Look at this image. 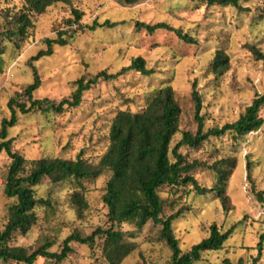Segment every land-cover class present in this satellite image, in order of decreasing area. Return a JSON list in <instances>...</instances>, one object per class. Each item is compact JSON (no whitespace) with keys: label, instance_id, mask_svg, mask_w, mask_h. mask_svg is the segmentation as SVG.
Returning <instances> with one entry per match:
<instances>
[{"label":"rangeland","instance_id":"1","mask_svg":"<svg viewBox=\"0 0 264 264\" xmlns=\"http://www.w3.org/2000/svg\"><path fill=\"white\" fill-rule=\"evenodd\" d=\"M122 0H73L70 4L55 3L39 15H33V27L19 50L6 43L0 56V123L10 116L7 101L32 83L28 60L35 55L45 38H54L61 30H71L73 9L81 12L80 23L116 22L108 27H96L77 32L65 46H54L52 55L33 64L40 77V87L34 98L59 101L75 89L74 81L88 78L102 70L115 73L138 56L154 73L149 76L129 71L111 81H101L83 93L76 108L62 113H17V123L9 128L12 148L27 160L39 158L75 159L97 164L109 145V130L113 117L120 110L142 111L157 89L170 85L181 115L179 132L173 137L172 148L183 131L195 133L194 103L191 98L195 82L204 118V130L234 122L252 99L264 91V66L256 60L246 44L255 45L264 54V0H239L245 10L220 5H208L202 0H139L125 5ZM21 0H0V31L5 26L3 10L15 11ZM154 24L165 22L195 38L190 44L174 32L156 30L148 34L137 30L135 22ZM217 51L228 57L227 68L219 74L212 71L211 61ZM264 119V106L260 111ZM186 161L198 162L190 172L197 182L211 187L216 182L212 166L225 162L231 170L226 182V202L216 193L197 195L191 186L161 187L163 215L167 217L182 208V214L172 222V231L182 251L208 236L215 223L225 231L235 225L232 234L218 251L203 252L194 264H252L256 248L264 232V123L243 138L226 133L210 137L197 148H179ZM10 159L0 153V227L7 221L8 207L15 199L3 192ZM249 163L251 171H247ZM30 165H26V171ZM111 171L104 170L94 179H68L53 184L48 178L34 186L38 197L49 198L52 208H36L38 221L24 236L16 235L15 246L35 249L49 240L50 251H59L62 241L74 230L88 235L97 227L107 228L108 209L103 202ZM83 195L86 206L80 213L72 202V194ZM161 226L152 222L142 228L132 223L115 225L127 232L126 241L135 249L121 264H166L171 252L159 237ZM73 251L59 264H108L102 255V239L92 246L71 243ZM0 264H23L0 261ZM34 264H54L38 258ZM264 264V241L259 261Z\"/></svg>","mask_w":264,"mask_h":264},{"label":"trees","instance_id":"2","mask_svg":"<svg viewBox=\"0 0 264 264\" xmlns=\"http://www.w3.org/2000/svg\"><path fill=\"white\" fill-rule=\"evenodd\" d=\"M73 0H21L22 6L15 11L3 10L4 28L0 31V56L4 53L5 44L9 43L19 50L22 43L28 38V32L33 27L32 16L42 14L47 7L55 3L70 4ZM139 0H122L125 5H132ZM208 5L230 6L238 10H245L239 0H202ZM74 20L70 25L76 27L71 30H61L54 38L43 39L44 48L28 60L33 74V81L27 84L22 92L16 93L7 101L10 111L8 118L0 123V153L4 152L10 159L4 183V194L7 198L15 199L8 207L7 221L0 227V261L34 264L38 258L49 259L54 264L65 260L73 251L71 243L92 246L96 239H102V255L108 264H121L122 261L135 249L133 242L126 241L127 232L114 229L121 223H132L142 228L146 223L152 222L160 225L159 237L169 248L171 258L166 264H194L201 259L203 252L223 249L225 242L232 234L235 225L223 231L215 223L208 229V236L193 244L187 251H182L178 239L172 231V222L183 212L180 208L167 217L163 215V200L158 191L161 187L191 186L189 191L197 195L216 193L223 203L226 202V182L231 170L225 162L212 166L216 172V182L211 187L200 185L190 173L198 162L185 160L179 148L186 145L191 148L199 147L210 137H221L226 133L243 138L245 135L258 131L264 119L260 114L264 106V91L252 99L245 107L244 112L237 120L225 123L221 127L213 126L204 130V118L201 115V98L196 90L195 82L192 84L191 98L194 103V120L197 123L195 133L183 131L182 137L172 148L173 137L179 132L181 109L174 98V91L170 85L156 90L148 105L140 112L120 110L113 117L109 130V145L97 164H89L81 158L75 159L39 158L27 160L18 151L13 150V139L8 137L9 128L18 120L17 113L25 115L31 112L62 113L67 109L76 108L82 101L83 93L101 81H111L129 71H136L141 75L149 76L154 73L153 68L146 66L145 60L138 56L133 58L129 65L122 67L115 73L106 70L97 72L85 78L74 81L75 89L68 96L59 101L49 98H34L33 93L40 87V77L34 62L43 57L52 55L54 46H65L77 32L86 29L94 30L96 27L111 28L116 22L105 20L102 23L94 21L92 25L80 23L81 12L73 9ZM137 30L144 29L148 34L156 30H168L186 43H196L195 38L173 28L165 22L154 24L141 21L135 22ZM256 60L264 66V54L253 44H246ZM228 66V57L222 51H217L211 61L212 71L222 73ZM26 165H30L26 171ZM250 174L249 163L246 165ZM104 170L111 171L106 183L105 193L102 197L106 205L107 228L97 227L90 234L85 235L74 230L65 237L59 251H50L52 243L45 242L35 249L24 246H15L12 241L16 235H26L38 221L36 208L39 206L52 208L49 198L38 197L34 186L43 178H48L56 184L68 179L84 180L98 177ZM72 202L76 204L80 213L86 206L83 195L79 192L72 194ZM264 241V232L259 237L256 246L258 253L252 264L259 261ZM223 264H231L229 258L223 259Z\"/></svg>","mask_w":264,"mask_h":264}]
</instances>
